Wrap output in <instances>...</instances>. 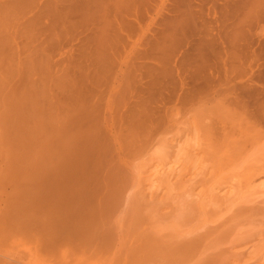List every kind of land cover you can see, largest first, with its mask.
Returning a JSON list of instances; mask_svg holds the SVG:
<instances>
[{
    "label": "rangeland",
    "instance_id": "rangeland-1",
    "mask_svg": "<svg viewBox=\"0 0 264 264\" xmlns=\"http://www.w3.org/2000/svg\"><path fill=\"white\" fill-rule=\"evenodd\" d=\"M78 5L0 0V203L44 213L42 163L26 153L7 158L4 143L20 122L39 139L77 110L85 128L114 131L95 144L88 206L109 207L120 180H132L127 172L174 168V177L193 180L182 194L215 197L188 194L175 217L151 221L152 237L176 249L196 242L191 264H264V0H98L91 15ZM129 22L134 28L115 29ZM151 135L158 141L147 150ZM161 140L186 153L158 166ZM120 148L147 152L128 159L129 171L113 158ZM28 233L1 230V264H41Z\"/></svg>",
    "mask_w": 264,
    "mask_h": 264
},
{
    "label": "bare ground",
    "instance_id": "bare-ground-1",
    "mask_svg": "<svg viewBox=\"0 0 264 264\" xmlns=\"http://www.w3.org/2000/svg\"><path fill=\"white\" fill-rule=\"evenodd\" d=\"M97 7L98 0H80L78 5L83 12L87 9L90 15ZM78 13L73 12V15ZM105 21L106 18L101 17V22ZM132 28L134 24L130 22L115 27L121 32ZM99 32H102L99 39L103 43L105 30L102 26ZM202 45L205 46L204 43ZM18 102L11 101L9 106L24 109L25 105ZM86 119L85 114L75 110L71 116L63 117L57 125H51L39 139L24 129L21 122L13 127L10 139L4 143L10 145L7 158L21 160L26 153L33 158L31 162H35V166L39 167L42 163L40 169L43 177L37 186L43 190L39 196L42 197L40 200L45 205V211L41 216L31 214L35 208L22 212L16 209L18 205L15 206L12 199H8L0 203V232L3 228H23L24 232H29L38 243L37 248L42 249L39 251L44 253L41 264H191L195 254L190 247H197L198 244L189 241L178 243L180 248L176 249V244L154 239L151 235V221L175 217L178 203L185 196L193 195L202 201L215 197L214 193L202 189L197 193L186 191L182 194L185 188L181 185L184 182L172 175L174 168L170 172L164 168L143 178L141 170L136 173L132 171L128 159L133 157L143 161L147 151L142 152V148H120L113 158L125 164L124 168H130L132 172L126 174L130 173L132 180L128 182L124 177L120 180L123 184L117 185L109 207L104 205L106 208L102 209L99 206H88L91 194L86 179L93 172L91 167L95 144L100 142V138L101 141L106 140L103 135H113L114 131L113 128L106 132L102 128H85L87 125L81 120L84 122ZM103 127L108 129L106 125ZM157 141V136L151 135L142 147L148 150ZM173 148L161 140L155 155L161 162L158 166L165 163L163 167H167L177 152L186 153L185 147H180L177 152ZM140 180L148 183L141 187ZM192 181L189 179L184 184ZM228 194L225 193L223 198H229ZM144 210L147 211L146 219L141 217ZM198 210H203V207L200 206ZM2 264L20 262L6 261Z\"/></svg>",
    "mask_w": 264,
    "mask_h": 264
}]
</instances>
